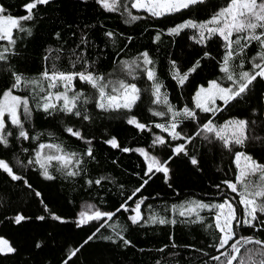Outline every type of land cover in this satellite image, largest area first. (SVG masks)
Here are the masks:
<instances>
[{
	"label": "trees",
	"instance_id": "16d2710c",
	"mask_svg": "<svg viewBox=\"0 0 264 264\" xmlns=\"http://www.w3.org/2000/svg\"><path fill=\"white\" fill-rule=\"evenodd\" d=\"M28 2L30 0H0V6L5 8L6 15L20 17L27 14L23 5ZM228 2L203 0L162 17L132 9V0H120L118 11H106L96 0H50L48 5H38L34 19L25 22L32 34L17 33V43L7 61L0 62V98L3 91L14 84L13 72L25 81H37V84L22 83L12 89L16 95L28 99L31 116L25 120L21 108L20 117L29 138L19 137L20 130L6 118V131L11 135L7 146L0 144V159L22 177L13 180L0 170V237L16 249L13 254L0 255V264H219L211 259L220 255L214 246L220 235L215 229L214 211L200 210L198 221L195 214L180 216L179 206L191 201L216 204L228 199L237 209V215L243 218L239 195L223 182H235L236 152H244L264 164V79L257 77L246 93L226 107L218 100L217 105L223 110L210 114L216 125L228 120L248 121V139L243 146L232 145L231 150L212 134H193L196 121L183 115L177 119V131L192 137L191 142L173 140L168 132L157 128V124H170L168 119L173 113L168 112V106L154 102L152 86L160 83L162 98L166 96L169 105L176 110L166 84L178 82L174 78L177 71L187 73L199 61V67L188 75L183 85L179 84L184 88L208 62L221 68L225 48L219 35L197 43L193 39L198 38L195 29L186 28L178 35L169 34V30L188 20L205 23ZM125 5L132 15L142 18L131 21ZM109 32L111 37L106 35ZM0 46L6 45L0 42ZM260 51L259 44L253 42L242 54L234 56L231 69L236 78L241 71H253V62L261 63L253 61ZM144 52L153 61L151 65L142 64ZM205 53L209 55L205 57ZM146 68L154 70L155 81L148 79ZM85 70L103 77L105 84L119 81L136 84L141 90L140 99L130 112L102 111L97 107V89L77 78L74 91L82 93L76 108L80 116L61 111L62 106L47 112L43 110L42 97L46 92L39 89L43 87L47 91V81L42 78L45 71L51 74ZM214 79L224 86H232L221 70ZM106 91H110V87ZM158 112L165 115H154ZM132 116L146 128L140 130L128 124ZM69 127L79 131L82 138L69 134L66 131ZM156 136H161L165 143L154 144ZM113 137L119 147L106 143ZM40 144H58L66 152L77 153L80 163L78 167L73 165L72 170L78 174L67 176L57 170L59 165L54 161L48 170L55 179L44 178L43 170L35 163ZM180 144L186 145V155L173 152ZM88 148L92 149V156L86 154ZM123 148L132 151L124 152ZM139 148L167 162V179L162 172L144 175L147 164L135 151ZM49 151L44 149L45 153ZM192 158L198 161L196 165L191 163ZM29 160L33 163L29 164ZM96 180H100V184H96ZM144 180L148 183L143 184ZM142 184L141 190L136 192ZM238 190H242L239 185ZM140 199L144 200L141 205L144 219L133 224L129 216L134 215L131 209ZM88 203L116 215L111 220L105 218L78 227L81 208ZM125 203L129 211H117ZM45 206L50 211H45ZM52 213L61 220L53 219ZM17 215L26 219L17 224L14 219ZM257 215L264 220V216ZM39 216L45 218L39 220ZM152 216L169 223H153L149 219ZM260 220L254 222V227L235 224L236 239L251 236L264 240V224ZM117 233L130 244L125 245ZM246 247L258 248L254 244ZM77 249L69 258V253ZM243 251L244 248L241 254Z\"/></svg>",
	"mask_w": 264,
	"mask_h": 264
},
{
	"label": "snow or ice",
	"instance_id": "6c2138e0",
	"mask_svg": "<svg viewBox=\"0 0 264 264\" xmlns=\"http://www.w3.org/2000/svg\"><path fill=\"white\" fill-rule=\"evenodd\" d=\"M98 4L101 5L106 11H118L120 0H96ZM203 0H132L131 8L137 11H146L152 17H162L165 15H171L180 12L183 9L189 8L191 5L201 3ZM50 0H30V2L23 5L25 12L24 16L13 17L12 15H6L5 8L0 6V42H4L6 46H0V62H6L7 56L17 43V33L26 32L31 35V28L25 26V22L32 21L34 19V10L37 9L38 5H48ZM125 11L127 10V5H125ZM128 16L131 21H136L142 17L132 15L131 11H128ZM186 28H192L198 31L197 43H203L205 40L210 39L212 36L219 35L223 42L225 48V55L223 57V64L221 65V72L225 73L226 79L231 82L230 87L222 86L221 83L216 80L209 82L208 87H200L196 92L194 101L195 108L199 109L204 113H218L223 110L222 107L217 105V100L221 101L226 107L229 103L241 97L244 93L249 90V86L259 77L264 79V0H229L227 5L215 13L211 19L205 23H194L192 20H188L181 23L169 30V34L178 35L182 30ZM259 30V31H258ZM207 33V35H205ZM109 37L112 33H106ZM233 36L236 38L233 39ZM160 37L157 36L156 40ZM243 41V43H242ZM253 42H257L261 51L258 53L257 57L253 58V61L259 60L261 63L253 62V71H241L239 77L236 78L231 69V62L235 55H240L243 51L250 47ZM142 55V64L147 66L151 65L153 61L149 58L147 52ZM205 57L209 54L205 53ZM79 59V58H78ZM134 65L139 67L136 61L132 62ZM199 67V61L196 62L195 67L191 68L189 72L181 74L179 71L175 73L174 78L178 79L180 85H183L187 80L188 75L194 72L196 68ZM243 68V63L240 65ZM147 77L151 81L156 80L155 72L153 69L146 68ZM14 84L11 88L3 91L2 98H0V144L8 145V136L11 135L10 132L6 131L7 125L5 121V116L8 117L11 124L17 127L19 131V137L28 139V133L24 130V122L20 117V109L23 108L24 119L27 120L31 116V110L28 106V99L22 98L17 95H13L12 89L19 88L22 83L37 84V81H25L20 74L13 72ZM42 78L48 81L47 91L41 87L39 90L41 92H46L42 97L43 103L42 107L44 111H49L56 107L53 103V97L55 101H63L61 111L67 114H75L80 116V112L76 110L77 101L80 99L82 93H77L74 91V81L78 78L81 82L91 85L92 88L97 89L99 93V99L97 101V107L102 111H120L126 110L131 111L135 106L137 101L140 99L141 90L136 84L125 83L124 81L116 82L112 85L102 83L103 77L94 75L87 70L81 72L64 73L53 71L49 74L45 71L42 74ZM63 87V91H56L53 93L51 89H58ZM110 87V91H106ZM163 86L156 82L152 86V95L155 98V103L164 104L168 106V112L173 113V121L168 125L157 124L156 127L160 128L162 131L168 132L173 140H188L191 142L192 137H186L177 131L179 127V121L176 117L183 115L187 119H196V113L184 107L181 112H176L169 105V101L166 96L161 94V88ZM74 94L69 96V92ZM154 115L163 116L165 113L158 112ZM84 119H89L88 116H84ZM127 123L134 125L137 129L144 130L146 125L140 123L135 116L129 117ZM66 131L75 136L77 139L82 138L79 131H74L71 127L67 128ZM200 132L207 134H212L215 138L223 143L225 148L231 150L232 145L243 146L245 141L248 139V121L246 120H228L222 125L214 124L212 119H209L204 123L199 132L196 135H200ZM207 139V136L205 137ZM90 143V141H89ZM109 145L116 148L119 147L117 139L115 137L106 141ZM154 144H164L165 140L161 136H156ZM186 145H177L173 152L177 155L180 153L187 154L185 151ZM44 149H49L50 151L45 153ZM122 151L128 152L132 151L128 148H123ZM139 152L141 156L145 158L147 164V169L144 173L145 176H150L154 171L162 172L167 179L169 173V167L167 162H162L155 156H150L143 148L135 149ZM88 156H92V149L88 148ZM241 160L244 161L243 165ZM56 162L59 165L58 171H64L67 176L77 175L78 172L72 170V166H79V159L77 153L66 152L60 145L56 144H40L39 151L36 153L35 163L40 165L43 170L42 174L44 178L52 180L55 179L53 175L49 173V167H51L52 162ZM17 163L20 162L17 160ZM29 164L33 163L32 160L28 161ZM191 163L196 165L198 161L192 158ZM235 163L237 167V175L235 182L224 181L227 187L233 192L237 193L240 197L239 203L243 206V218L237 215V209L234 207L233 203L228 199H225L221 203L207 204L199 201H191L187 205L179 206V215L187 216L195 214L197 220H200L199 211L207 209L209 211H214V224L215 229L220 233L218 237V243L215 244L216 251L220 255L212 256L211 259L219 262V264H264V240L253 239V237H241L236 239V234L234 232L233 223L239 227L241 224L247 227H254V222L260 220L257 213L260 216H264V164L256 161L252 156L244 152L235 153ZM0 170L6 172L13 180L22 179L21 176L16 175L13 172L12 167L4 159H0ZM255 177L256 179H252ZM100 180H96V184H100ZM92 183V181H89ZM148 181L144 180L143 184H147ZM136 189L139 192L143 187ZM238 185L240 189L238 190ZM219 188V185H217ZM39 196V193H36ZM131 199V197H129ZM144 203L143 199H140L135 203V207L131 209L134 215L129 216V220L133 224H139L143 219L141 213V205ZM129 211L127 204H122L120 210ZM173 210H176L174 206ZM45 211H50L47 206H45ZM116 213L102 212L100 210H93V206L89 205L86 210L79 213V219L77 220V226H83V224L89 221H99L107 218L111 220ZM44 216H39L37 219L43 220ZM52 218L56 220H61V217L56 216L52 213ZM15 222L17 224L25 220L26 217L22 215L15 216ZM153 223L165 224L169 221L158 218L156 216L149 217ZM175 223V221H171ZM261 224H264V220H260ZM212 227V225H209ZM99 229H97L98 231ZM119 235V233H117ZM120 240L123 241L125 245L130 244V241L125 239L123 235H119ZM92 239V237H89ZM111 239V237H108ZM230 241H235L230 244ZM248 244H254L258 248L249 250L246 246ZM40 245L38 244L37 247ZM241 248H244L245 252L252 255H258V260L245 259L241 254ZM224 249V251H221ZM77 250L69 253V258L76 254ZM16 252V249L9 243L7 239L0 238V255H8ZM224 260H221V257Z\"/></svg>",
	"mask_w": 264,
	"mask_h": 264
},
{
	"label": "rangeland",
	"instance_id": "374dc122",
	"mask_svg": "<svg viewBox=\"0 0 264 264\" xmlns=\"http://www.w3.org/2000/svg\"><path fill=\"white\" fill-rule=\"evenodd\" d=\"M219 70H220V66L218 64L215 65L214 63L208 62L207 65H205V67L202 70H200L194 76V78L192 80H190L187 85H185L184 88H180L179 83L176 80H174L172 82H168L166 84L167 88L169 90V93H170L169 98H170L171 102L176 106L175 107L176 110L174 109V111L182 113L183 108L188 107L189 109L193 110L196 113V119H195L196 123L193 127V131H192L193 134H196L197 132L200 131L202 125L210 119V114H212V113H204V112L200 111L199 109L195 108V101H194L195 94L200 89V87L203 86V87L207 88L210 81L216 80V79H214V77L216 75H218ZM47 85H48V81H47ZM222 86H224V85H222ZM225 87H227V86H225ZM46 89H47V87H46ZM74 89H75V85H74ZM63 90H64L63 87H60L58 89H51V91L53 93H55L56 91H63ZM68 94H69V96H71L74 93L70 91ZM13 95H16L14 93V91H13ZM52 102L55 103L56 106H62L63 105V101H55L54 97H53ZM178 117H180V116H178ZM178 117H176V120L178 119ZM6 118H8V117L5 116V121H6V125H7V119ZM168 121L172 123L173 115H171L169 117ZM205 134H207V133L200 132V136L205 135ZM146 152H148V151H146ZM149 155L152 156L150 153H149ZM243 163H244V161L241 160L242 165H243ZM89 205H92V204H89V203L84 204L81 208V211L86 210ZM92 206H93V210H98L97 207H95L94 205H92ZM95 221L96 220H93V221H89L87 223H92ZM234 227H235V222L233 223V228ZM0 238H3V237H0ZM3 239H5V238H3ZM231 242H233V241H230V244H231ZM247 248L249 250L256 249V248H251V247H247ZM242 256L245 259H249V260L259 259L258 255L249 256V254L246 253L245 250L243 251Z\"/></svg>",
	"mask_w": 264,
	"mask_h": 264
},
{
	"label": "water",
	"instance_id": "95a60500",
	"mask_svg": "<svg viewBox=\"0 0 264 264\" xmlns=\"http://www.w3.org/2000/svg\"><path fill=\"white\" fill-rule=\"evenodd\" d=\"M243 248H241V250H242ZM234 264H236V262H234Z\"/></svg>",
	"mask_w": 264,
	"mask_h": 264
}]
</instances>
